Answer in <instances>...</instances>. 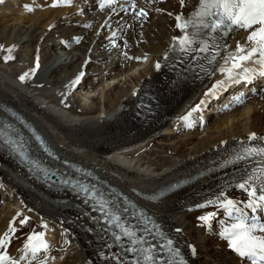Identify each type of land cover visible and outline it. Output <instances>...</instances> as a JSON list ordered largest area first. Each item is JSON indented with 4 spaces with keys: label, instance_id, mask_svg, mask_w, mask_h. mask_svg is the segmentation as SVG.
<instances>
[{
    "label": "bare ground",
    "instance_id": "obj_1",
    "mask_svg": "<svg viewBox=\"0 0 264 264\" xmlns=\"http://www.w3.org/2000/svg\"><path fill=\"white\" fill-rule=\"evenodd\" d=\"M137 2L148 12L147 19L134 18L131 9L117 8L110 14L109 8L101 9L95 0H72L55 7L53 0H5L0 4V117L10 107L42 132L58 157L85 166L92 177L88 179L129 195L178 241L192 264H248L220 235L209 232L213 228L219 233L221 221L232 222L225 211L214 204L196 207L220 189L230 198L247 199L241 189L219 185L216 173L157 202L150 197L174 179L218 165L241 144L251 143L250 133L264 136V92L239 97L236 87L228 89L227 100L231 95L239 99L223 100L226 103L215 112L211 125L206 112L216 96L182 119L221 78L219 72L209 77L203 73L197 77L198 69L184 72L188 64L181 66L175 55L167 62L163 59L171 38L177 35L174 16L188 13L198 0H184L183 7L180 0ZM246 35L244 30L236 31L228 40L231 48L235 49L236 41L243 43ZM9 54L14 59L5 61ZM37 57L39 67L31 74ZM156 62L161 63L160 69L155 68ZM135 66L141 68L132 70ZM130 70L135 72L128 77ZM82 71L86 76L73 85ZM26 72L30 75L21 81L19 76ZM79 88L84 92H78ZM146 90L162 103L159 115L140 120L135 106ZM174 127L180 135L166 140ZM1 149L2 145L0 235L12 222L16 232L7 249L11 256L22 254L18 250L27 237L22 233L27 227V232L45 233L49 249L40 258L49 256L48 264H117L107 247L111 245L107 228L85 203L34 181ZM53 164L61 166L57 161ZM116 193L112 190L110 195ZM206 212L217 213L208 224L197 219ZM26 215L28 222L20 225ZM31 222L35 224L29 229ZM177 228L182 229L179 235ZM198 231L206 253L190 257L187 245L198 246L193 238ZM121 263L127 264L125 260Z\"/></svg>",
    "mask_w": 264,
    "mask_h": 264
},
{
    "label": "snow or ice",
    "instance_id": "obj_2",
    "mask_svg": "<svg viewBox=\"0 0 264 264\" xmlns=\"http://www.w3.org/2000/svg\"><path fill=\"white\" fill-rule=\"evenodd\" d=\"M4 2L5 0H0V4ZM71 2L72 0H53L52 6ZM97 2L101 9L109 8L110 14L115 13L119 8L124 12L131 9L134 18L147 19L148 17V12L143 7H139L137 0H124V2L97 0ZM180 4L183 7L184 0H180ZM25 7L31 11L30 7L27 5ZM168 15L171 16L172 13ZM175 21V27L181 34L171 38L169 49L163 55L164 61L173 59L175 55L181 66L188 64V67L183 68L184 72L198 69L197 77L200 73H203L205 77L213 76L216 72L221 74V78L215 80L204 92V98L182 119H187L192 112L199 111L207 100L214 98L230 85L240 84L242 81L247 83L256 76L264 77V0H198L197 5L187 15L176 14ZM238 30L246 31L247 35L243 43L236 41L233 50L228 40ZM116 36L117 32L113 31L112 38ZM113 43H115L114 39ZM14 48L15 45L9 47L7 51L11 53ZM12 59L14 57L10 54L4 57L5 61ZM218 62L219 67H214ZM38 67L39 57H37L36 66L30 69V73L35 74ZM155 68L160 69L161 63L157 62ZM30 73L20 75L19 79L24 81ZM83 75L84 73L81 72L72 84L79 83ZM10 127L5 124L3 128H0V143L18 153L21 159L39 166L38 161L29 158L22 139L17 140L9 135L6 129ZM35 139L40 142L44 151L51 155L41 137L36 136ZM247 139L264 141V136L258 137L255 132H252ZM250 161L252 163L239 169V177H234L232 181L235 188L247 194V199L230 198L225 195L223 189H220L210 199H206L205 203L196 204V207L204 208L208 204H214L223 209L232 221L230 224L227 221H221L223 226L219 232L221 238L227 241L228 248L241 259L250 261V264H264V143H258L255 146L241 144L240 149L229 153L219 167L235 166L241 162ZM84 191L92 197L97 195L94 188H84ZM100 208L104 211L106 222L111 225L115 221V227L120 230L119 233H112L114 240L121 241L122 237L128 239L130 246L126 248V252L134 254L130 264H188L181 248L177 246L178 241L160 232L159 225L153 222V227L160 234L163 243L150 241L144 234L138 235V229L121 224L122 214L118 205L104 201ZM123 211L126 213L128 209L125 208ZM216 215V212H206L197 219L208 224ZM27 222L28 218L25 217L19 221V224L24 225ZM43 226L47 227V225ZM15 232L16 228L12 222H9L8 230L0 235V264H48L49 256L43 255V259L40 258L49 249L44 232L33 230L29 233L22 249L18 250L22 254L19 257H13L7 249ZM144 232L148 236L153 235L150 229L145 228ZM175 232L179 235L182 229L177 228ZM107 247L111 248V245ZM187 247L192 250L193 255L196 254L193 245L188 244ZM100 255L107 259L103 252ZM116 259L117 264H121V261Z\"/></svg>",
    "mask_w": 264,
    "mask_h": 264
},
{
    "label": "rangeland",
    "instance_id": "obj_3",
    "mask_svg": "<svg viewBox=\"0 0 264 264\" xmlns=\"http://www.w3.org/2000/svg\"><path fill=\"white\" fill-rule=\"evenodd\" d=\"M101 65L104 67V64H103V63H102ZM136 68H138V70H139V68H141V67H140V66H135L132 70H134V69H136ZM91 69H92V67H91ZM132 70H130V71L127 72V73H128V75H127L128 77H129L130 74H133V73L135 72V71H134V72H131ZM138 70H137V71H138ZM124 76H125V75H124ZM84 90H85V89H84ZM84 90H83V89H80V88L77 89V91H78V92L80 91L81 93H83ZM82 91H83V92H82ZM95 93H96V92H95ZM89 96H91V95H89ZM160 102L162 103V99H161V98H160ZM161 103H160V107H161ZM213 108H214L213 106H212V108H208V109H207V112H206V113H207V114H206L207 117L211 115V118H210V120H209V124L213 121V119H214L215 116H216L215 113H214V111H212ZM210 111H212V112H210ZM161 114H162V113H161ZM194 116L197 117L196 114H195ZM205 117H206V116H205ZM159 118H161V117H159ZM211 124H212V123H211ZM211 124H210V125H211ZM172 131H173V132L170 131L171 134H170L169 136L166 135V137H165L166 140H170V139L172 140V138L175 137L176 135H180V134H176V133H177V130H176L175 127L172 129ZM165 132H166V133H170V132H167V131H165ZM172 133H173V134H172ZM8 172L10 173L9 170H8ZM1 207H2V206H1V204H0V209H1ZM34 224H35V223L31 222V223H30L31 226L29 225V229H30ZM3 227H6V226L2 225V228H3ZM23 229H24L25 231L23 230L22 233L27 234V230H28V228L25 227V228H23ZM198 232H199V231H198ZM209 232H211L214 236H218V235H219L218 230L213 229V228L209 229ZM12 235H13V234H12ZM201 237H203V235H202L200 232H199L198 235H197L196 233L193 234V238H195V241H198V240L200 241ZM199 241H198V242H199ZM197 245H198V246H197V247H198V249H197L198 256L201 255V254H202V255H205V252H204L205 250H204V249L206 248V245H205V246L202 245L201 242H199Z\"/></svg>",
    "mask_w": 264,
    "mask_h": 264
}]
</instances>
